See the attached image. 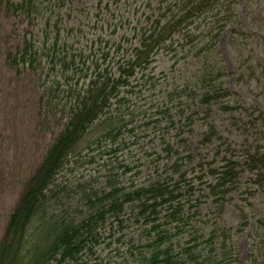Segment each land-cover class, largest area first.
<instances>
[{
    "label": "rangeland",
    "instance_id": "374dc122",
    "mask_svg": "<svg viewBox=\"0 0 264 264\" xmlns=\"http://www.w3.org/2000/svg\"><path fill=\"white\" fill-rule=\"evenodd\" d=\"M98 1L75 2L63 9L65 21L76 27L69 44L76 54L81 51L89 57L88 66L93 62L102 64L103 51L112 57L105 65L123 55L138 42L141 29L157 18L161 5V0H104L102 5ZM238 10L243 25L261 36L253 45L256 64L264 59V26L256 28L248 10L264 18V0H244ZM29 29L39 31L38 26L23 18L0 15V242L7 236L10 214L67 120L46 105L42 81L50 79L46 78L48 68L37 73L19 72L9 63ZM119 45L125 49L120 55L116 51ZM219 47L231 101L246 109L264 111V67L256 68L255 75L248 71L242 78L238 53L228 32L222 34ZM197 62L189 57L176 64L172 54H163L149 70L150 78L137 77L133 81L135 93L127 94L129 101L121 107L128 125L121 147L86 150L80 157H73L59 175L57 185L64 210L74 216L86 212L87 198L105 190L113 174L120 185L128 188L156 181L180 182L184 216L196 217L191 220L195 227L215 231L216 244L224 240L225 232L228 243L235 246L239 264H264V237L258 224L264 218V187L254 182L250 163L251 155L264 154V122L249 118L252 110L230 115L217 106L207 117L205 108L196 105L195 94L188 92L182 99L171 100L169 93L175 88L191 85ZM210 125L217 128V134L207 142L204 138ZM225 159L238 163L239 179L220 207L216 197L210 195L209 184L213 181L211 169L220 167ZM242 210L249 225L239 232ZM125 214L123 226L113 222L101 231L103 243L83 264H135L137 246L154 236L146 233L149 226L138 220L137 211L127 206Z\"/></svg>",
    "mask_w": 264,
    "mask_h": 264
},
{
    "label": "trees",
    "instance_id": "16d2710c",
    "mask_svg": "<svg viewBox=\"0 0 264 264\" xmlns=\"http://www.w3.org/2000/svg\"><path fill=\"white\" fill-rule=\"evenodd\" d=\"M103 1L98 2L102 5ZM243 1L161 0L157 18L141 29L138 42L126 51L123 45L117 46L119 55L125 52L108 65L111 54L103 51L102 64L93 62L88 66L89 57L81 51L76 54L69 44L76 27L65 21L63 12L65 7L84 0H0V15L23 18L39 28L37 32L26 31L21 47L9 57L10 65L19 72L37 73L48 68L46 78L50 79L42 81L46 105L55 115L62 113L67 119L10 214L7 236L0 242V264H83L103 243L101 231L108 224L119 222L123 226L127 206L138 212V220L149 226L146 233L154 236L137 246L139 257L135 264H239L235 246L228 243L225 232L224 240L216 244L215 231L199 229L191 222L196 217L184 216L180 182L156 181L128 188L120 185L113 174L105 190L87 198L86 212L74 216L64 210L57 180L72 158L86 150L121 147L128 129L121 109L129 101L126 95L135 93L133 81L137 77H151L149 70L163 54H172L176 64L189 57L198 61L191 85L175 88L169 93L171 100L182 99L188 92L195 94L196 105L205 108L207 117L217 106L230 115L252 110L249 118L264 122L263 110L246 109L231 101L219 47L222 34L228 32L238 53L242 78L246 72L255 75L256 68L264 67V59L256 64L253 60V45L261 36L241 22L238 7ZM248 13L256 28L264 26L260 14L252 10ZM209 129L204 138L207 142L217 134L214 125ZM250 163L254 182L264 187V170L259 168L264 166V154L251 155ZM237 165L225 159L220 167L211 169L210 195L216 197L220 207L236 189ZM241 212L239 232L249 225L247 214ZM258 224L264 237V218ZM186 233L189 235L184 236Z\"/></svg>",
    "mask_w": 264,
    "mask_h": 264
}]
</instances>
